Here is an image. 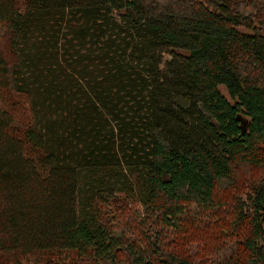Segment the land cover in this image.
Returning a JSON list of instances; mask_svg holds the SVG:
<instances>
[{
    "label": "trees",
    "instance_id": "trees-1",
    "mask_svg": "<svg viewBox=\"0 0 264 264\" xmlns=\"http://www.w3.org/2000/svg\"><path fill=\"white\" fill-rule=\"evenodd\" d=\"M242 165L263 174L213 264H264V0H0V258L203 264L182 211L207 226Z\"/></svg>",
    "mask_w": 264,
    "mask_h": 264
},
{
    "label": "rangeland",
    "instance_id": "rangeland-1",
    "mask_svg": "<svg viewBox=\"0 0 264 264\" xmlns=\"http://www.w3.org/2000/svg\"><path fill=\"white\" fill-rule=\"evenodd\" d=\"M221 92L229 98L227 91L220 87ZM13 103L15 108H13L14 114L16 117H22L25 115L29 116L28 102L26 97L19 95L14 97ZM238 166L236 168L235 178L237 184L227 185L224 184L221 190H219V198L222 202H225V207L221 209L220 212H216L213 215H209L211 209H207L205 213V222L202 229L198 223V218L201 217L200 214H197L199 206L190 208L189 211L183 209V215L187 214V219H190L187 222H183V231L185 232V240L182 239V234L179 237L182 239V244L184 250L191 256L197 263L203 264H213L211 262H221L226 255L229 256L228 252H234V250L229 249V245L239 237L238 234H231V227L234 223V214L231 210L232 201L238 202L241 204L243 210L249 208L248 195L250 193L251 183H255L257 179L263 174V169H256L257 166H244L242 165L239 174H237ZM126 204L130 211H121L127 215L136 214L137 220L135 225H137L139 220H145L144 209L135 203L132 200H127ZM116 208L119 205L115 206ZM127 209V207H126ZM116 212L114 214L116 215ZM111 213V215H114ZM121 217H126V215H120ZM186 219V220H187ZM113 224L119 223L117 218L111 220ZM144 224L143 226H145ZM121 235V234H119ZM175 246L173 245L172 248ZM179 250V247H176ZM0 258V264H70L75 261L77 256L72 251H58L55 254H48L45 252H32L28 254H21L18 252H11L2 254Z\"/></svg>",
    "mask_w": 264,
    "mask_h": 264
},
{
    "label": "water",
    "instance_id": "water-1",
    "mask_svg": "<svg viewBox=\"0 0 264 264\" xmlns=\"http://www.w3.org/2000/svg\"><path fill=\"white\" fill-rule=\"evenodd\" d=\"M238 120L240 122L239 127L241 129V133H245V131H246L245 120L241 117H238Z\"/></svg>",
    "mask_w": 264,
    "mask_h": 264
}]
</instances>
